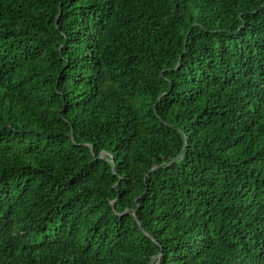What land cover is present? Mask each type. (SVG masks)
<instances>
[{
	"label": "trees",
	"instance_id": "trees-1",
	"mask_svg": "<svg viewBox=\"0 0 264 264\" xmlns=\"http://www.w3.org/2000/svg\"><path fill=\"white\" fill-rule=\"evenodd\" d=\"M264 264V0H0V264Z\"/></svg>",
	"mask_w": 264,
	"mask_h": 264
},
{
	"label": "water",
	"instance_id": "water-1",
	"mask_svg": "<svg viewBox=\"0 0 264 264\" xmlns=\"http://www.w3.org/2000/svg\"><path fill=\"white\" fill-rule=\"evenodd\" d=\"M151 264H153V263H151Z\"/></svg>",
	"mask_w": 264,
	"mask_h": 264
}]
</instances>
